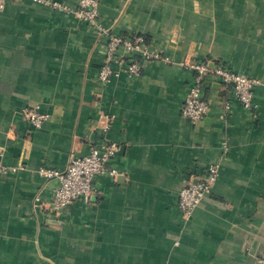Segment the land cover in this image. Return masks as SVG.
<instances>
[{
  "label": "crops",
  "instance_id": "obj_1",
  "mask_svg": "<svg viewBox=\"0 0 264 264\" xmlns=\"http://www.w3.org/2000/svg\"><path fill=\"white\" fill-rule=\"evenodd\" d=\"M7 0L0 11V264H259L264 255V0ZM49 3V2H48ZM73 11H60L53 5ZM102 27L145 36L161 60L139 77L98 78ZM224 62L257 81L254 110L212 79L198 122L181 116L192 72ZM47 114L34 129L25 112ZM116 144L115 176L88 203L50 208L73 156ZM216 166L192 214L181 189Z\"/></svg>",
  "mask_w": 264,
  "mask_h": 264
},
{
  "label": "built area",
  "instance_id": "obj_2",
  "mask_svg": "<svg viewBox=\"0 0 264 264\" xmlns=\"http://www.w3.org/2000/svg\"><path fill=\"white\" fill-rule=\"evenodd\" d=\"M47 4L46 0H31ZM7 0H0V11ZM54 8L69 12L67 7L53 5ZM77 11V12H76ZM74 13L93 24L98 16L96 0H80ZM102 37L99 48L102 55V64L98 71L101 82L107 83L120 72L127 78L139 77L143 68L148 64L161 60L155 49L148 44L145 36L128 33L124 36L116 35L100 27ZM182 66L192 72L188 94L181 107V116L190 122L202 120L210 109L204 99L202 87L205 80L212 79L222 85L229 93L224 99L225 111H230L232 102H237L244 110H254L253 93L257 81L253 77L235 70L224 62L212 63L206 60L183 63ZM28 123L38 129L47 119V114L37 109L25 112ZM116 144L104 142L96 144L84 156H73L66 169L62 172L41 170L46 178L54 179L57 184L53 189V200L50 208L57 217L65 216L68 209L75 202L88 203L96 192V179L101 175L115 176L116 170L112 167V158L117 151ZM0 171H4L0 168ZM218 168L211 166L198 182H189L178 196V207L188 217L199 205L204 196L216 181ZM259 264H264V255L257 258Z\"/></svg>",
  "mask_w": 264,
  "mask_h": 264
},
{
  "label": "rangeland",
  "instance_id": "obj_3",
  "mask_svg": "<svg viewBox=\"0 0 264 264\" xmlns=\"http://www.w3.org/2000/svg\"><path fill=\"white\" fill-rule=\"evenodd\" d=\"M47 2H49V3H47V4H51V6H52V1H50V0H46ZM61 6V5H60ZM54 7V6H53ZM63 7H65V6H63ZM70 9V8H69ZM71 10V9H70ZM73 11V10H72ZM75 11V10H74ZM77 12V11H76ZM186 63H190V62H186Z\"/></svg>",
  "mask_w": 264,
  "mask_h": 264
}]
</instances>
